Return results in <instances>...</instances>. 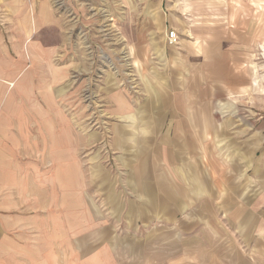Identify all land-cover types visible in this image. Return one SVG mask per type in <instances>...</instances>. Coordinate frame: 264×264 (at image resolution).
<instances>
[{
    "label": "rangeland",
    "instance_id": "374dc122",
    "mask_svg": "<svg viewBox=\"0 0 264 264\" xmlns=\"http://www.w3.org/2000/svg\"><path fill=\"white\" fill-rule=\"evenodd\" d=\"M244 20L252 23L254 36L248 55L238 60V90L208 106L215 109L210 119L219 133L196 130L204 131L209 150L213 137L218 158L238 161L245 165L241 171L263 179L264 0H0V218L11 248L26 224L20 218H32L26 224L33 227L32 234L44 227L51 232L60 218L63 236L73 229L81 239L93 233L97 237L94 244H81L80 264H153L157 238L168 225L117 221L111 226L99 224L101 216L88 225L84 207L89 198L97 213L106 206L115 213L113 220L121 219L124 195L134 187L129 188L133 178L119 161L122 146L116 149L113 141L129 136L132 147L142 146L141 140L151 136V121L161 118L144 104L152 98L143 93L149 83L141 58L157 60L171 32L178 37L173 47L195 39L194 30L204 40L217 32L232 33L238 42ZM173 21L181 23L183 32ZM123 108H129L127 119ZM192 114L198 119L206 115ZM128 124L132 128L120 134L119 127ZM88 175L95 181L90 190ZM75 190L80 201L73 203ZM255 192L257 204L263 205L261 189ZM193 213L191 264H232L237 255L236 264H264V208L255 210L257 223L249 234L242 224L232 230L221 212ZM178 242L183 248V241ZM172 259L159 264H183L184 257ZM66 260L64 256L62 264Z\"/></svg>",
    "mask_w": 264,
    "mask_h": 264
},
{
    "label": "crops",
    "instance_id": "0c3cea01",
    "mask_svg": "<svg viewBox=\"0 0 264 264\" xmlns=\"http://www.w3.org/2000/svg\"><path fill=\"white\" fill-rule=\"evenodd\" d=\"M246 20L243 30L238 32V42L231 39L232 33L224 36L217 32L210 40L206 37L204 40L203 36H200L202 33L194 30L192 34L196 38L183 41L179 47L169 46L166 37L160 49L159 60L141 58L149 83V88L143 93L152 98L144 104H150L152 108L149 110L152 113L158 112L161 118L151 121V136L141 140L142 146L132 147L129 136L120 135L113 141L115 148L122 146L124 155L119 161L127 169V177L133 178L128 181L129 188L134 187L130 190L127 185L128 192L123 198L126 203L122 202L120 207L121 219L113 220L115 213H108L106 206L102 208L103 212L97 213L95 207L89 203V198L84 207L87 219L85 223L88 225L95 224L96 218L100 216L103 220H98L99 224L111 226L117 224V221L130 225H168L164 228L167 231L157 238L159 248L157 252L152 253L153 264L166 261L170 263L176 256L184 257L183 264H191L189 258L192 255L193 211L199 213L200 217L205 216L208 209L216 215L221 212L227 216L225 222L232 230H238L242 224V231L249 234L257 223L255 210L264 208V204H257L258 196L255 192L259 187L262 191L260 195L264 198V174L262 179L260 174L250 175L249 171L244 173L241 168L245 165L240 166L238 161L234 162L230 158H218V149L213 137V149L209 150L204 131L198 133L196 130V126L202 129L206 127L210 129L211 134L219 133L218 126H213V120L210 119V114L215 113V109L208 106L211 102H219L225 97L233 96V91L239 87L236 74L238 60L242 55H248L246 51L253 45L254 36L252 23ZM165 23H159L163 32L166 31ZM173 27L183 32L180 22L173 21ZM230 29L235 30L234 26ZM156 104H159L158 108L155 107ZM128 111L129 108H123L121 114ZM192 112L206 115L198 119L199 116ZM129 115L126 114L125 118H129ZM125 127L132 128L129 124L119 127L120 134H124ZM246 167L249 168L248 165ZM56 175L58 176V173ZM257 179H260V182L256 187ZM77 180L78 182H73L80 183V179ZM87 183L89 190L95 187V181L90 179L89 175ZM71 197L73 203L80 201V192L75 190ZM82 199H86L85 196ZM119 200H122L121 196ZM74 208L73 204L72 210ZM31 219L20 218V221L32 224ZM57 219L54 222L56 227L52 228L51 232L44 227L39 233L34 231L32 234V226H21L20 233H17L24 239L17 237L16 233V245L11 248L9 234L5 235L4 220L0 218V264H62L64 256L67 257L68 264H80L81 244L82 247L94 244L97 239L95 233L81 239L80 234L71 229L63 236L59 228L63 220ZM174 224L178 227H173ZM179 234L182 236L177 240ZM112 236L113 234H108L109 240ZM178 241H183V248H179ZM60 243L66 246L62 248L64 252L59 249ZM6 247L7 254L3 249ZM112 255L109 254L110 257ZM236 258L238 262L237 255L232 264H236ZM87 262L97 264L94 261Z\"/></svg>",
    "mask_w": 264,
    "mask_h": 264
},
{
    "label": "built area",
    "instance_id": "2783aa9c",
    "mask_svg": "<svg viewBox=\"0 0 264 264\" xmlns=\"http://www.w3.org/2000/svg\"><path fill=\"white\" fill-rule=\"evenodd\" d=\"M167 42L169 46H174L178 43V37L175 32L169 33L167 36Z\"/></svg>",
    "mask_w": 264,
    "mask_h": 264
}]
</instances>
